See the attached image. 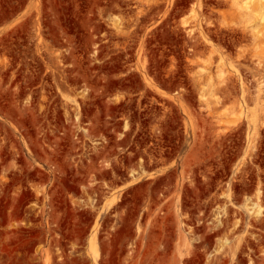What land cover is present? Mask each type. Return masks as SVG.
<instances>
[{
  "label": "rangeland",
  "instance_id": "obj_1",
  "mask_svg": "<svg viewBox=\"0 0 264 264\" xmlns=\"http://www.w3.org/2000/svg\"><path fill=\"white\" fill-rule=\"evenodd\" d=\"M258 2L0 0V264H264Z\"/></svg>",
  "mask_w": 264,
  "mask_h": 264
},
{
  "label": "bare ground",
  "instance_id": "obj_2",
  "mask_svg": "<svg viewBox=\"0 0 264 264\" xmlns=\"http://www.w3.org/2000/svg\"><path fill=\"white\" fill-rule=\"evenodd\" d=\"M263 3H264V0H261ZM242 0H234V4L236 5V6H239L243 11H246L247 10V8H246V6L247 5H250L251 3H248V4H246V6H243L242 4ZM256 3H259L258 2V0H253V4H256ZM256 6V5H255ZM259 6V5H258ZM264 6V5H263ZM263 10H260V8L259 7H255L254 8V10H253V12H254V14H255V16L258 18V16H259V20L261 21L260 22V26H261V24H262V27H264V7L262 8ZM256 13L257 14H259L258 16L256 15ZM255 16H254V19H255ZM256 18V19H257ZM258 20V19H257ZM258 23H259V21H257ZM256 22V23H257ZM248 26V25H247ZM261 27V28H262ZM259 30V29H258ZM255 31V30H254ZM259 31H261V32H259ZM258 31V34L260 35V33H262V31H263V28L261 29V30H259ZM257 34V32L255 33V35ZM262 35V34H261ZM260 35V36H261ZM263 35H264V33H263ZM258 37V36H257ZM257 142V141H256ZM262 175V174H261ZM260 189V188H259ZM261 197V196H260ZM253 199V198H252ZM251 203H252V201H251ZM257 205H258V203H257ZM256 205V203H255V205H252V207L251 206H249V204H245V207L248 209V211L249 212H251L252 213V216H253V218H255V219H258V218H260L261 216V208H258V207H256L257 206ZM258 208V209H257ZM239 216V215H238ZM258 226V225H257ZM229 241V240H228ZM233 249V248H232ZM235 253V252H234ZM235 256V255H234ZM233 259V258H232Z\"/></svg>",
  "mask_w": 264,
  "mask_h": 264
}]
</instances>
